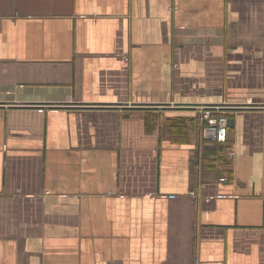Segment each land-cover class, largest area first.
<instances>
[{"label": "crops", "instance_id": "obj_1", "mask_svg": "<svg viewBox=\"0 0 264 264\" xmlns=\"http://www.w3.org/2000/svg\"><path fill=\"white\" fill-rule=\"evenodd\" d=\"M0 264H264V0H0Z\"/></svg>", "mask_w": 264, "mask_h": 264}, {"label": "built area", "instance_id": "obj_2", "mask_svg": "<svg viewBox=\"0 0 264 264\" xmlns=\"http://www.w3.org/2000/svg\"><path fill=\"white\" fill-rule=\"evenodd\" d=\"M197 109L200 112L202 122L201 141L210 144L224 143L227 139L228 118L223 114L221 110L223 108L220 106H200ZM199 185L201 189L205 188V183ZM191 195L196 197L195 192H192Z\"/></svg>", "mask_w": 264, "mask_h": 264}, {"label": "water", "instance_id": "obj_3", "mask_svg": "<svg viewBox=\"0 0 264 264\" xmlns=\"http://www.w3.org/2000/svg\"><path fill=\"white\" fill-rule=\"evenodd\" d=\"M232 122H233V120H232V119H230V120H229V124H230V123L232 124Z\"/></svg>", "mask_w": 264, "mask_h": 264}, {"label": "trees", "instance_id": "obj_4", "mask_svg": "<svg viewBox=\"0 0 264 264\" xmlns=\"http://www.w3.org/2000/svg\"><path fill=\"white\" fill-rule=\"evenodd\" d=\"M206 150V149H205Z\"/></svg>", "mask_w": 264, "mask_h": 264}]
</instances>
